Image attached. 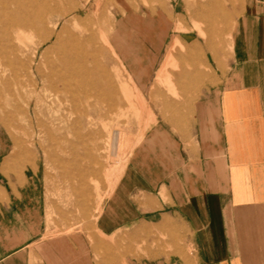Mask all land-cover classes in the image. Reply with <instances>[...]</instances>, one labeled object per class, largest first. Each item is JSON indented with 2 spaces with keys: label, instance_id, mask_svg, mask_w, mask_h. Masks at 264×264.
I'll list each match as a JSON object with an SVG mask.
<instances>
[{
  "label": "rangeland",
  "instance_id": "374dc122",
  "mask_svg": "<svg viewBox=\"0 0 264 264\" xmlns=\"http://www.w3.org/2000/svg\"><path fill=\"white\" fill-rule=\"evenodd\" d=\"M220 1L226 8L228 20L233 14L234 28L244 0ZM130 2L131 10L141 18L140 28L126 23L120 27L126 31L127 44H139L136 50L126 47L127 58L130 60L136 52L146 57L143 75L135 77L144 95L119 65L107 39L102 37V33L109 36L115 18L129 8ZM208 2L167 0L169 7H175V20L162 47L155 43L144 44L147 29L155 24L151 16L158 8L157 0H148V7L143 0H0V258L7 252L19 253L27 247L24 244L39 238L35 234H41L46 240L79 239L94 264H136V260L142 258H151L154 264H160L161 260L192 257V233L184 224L179 227L176 215L156 214L151 225L132 229L128 223L109 225L107 211L127 173L131 153L144 134L155 125L175 127L173 111H161V107L171 106L168 99L192 104L201 88L212 82L216 69L226 65L231 36L225 37L218 51L222 58V65L218 66L206 39L194 28L198 5ZM137 6L142 10L136 11ZM4 8L7 9L5 16L2 15ZM51 8L64 12L58 31L65 28L63 38L73 39L75 49L85 57L81 73L86 76V84L79 85L76 78L71 81L78 111L73 118L79 120L72 131H67L62 121L68 116L69 105L66 108L54 95L52 82L46 76L38 79L32 76L30 63L20 64L10 47L22 42L34 47L51 24L42 25L37 21V31L30 26L17 30L16 21L46 14ZM178 24L183 25V29L176 31ZM178 36L187 46L198 44L213 69L200 58L193 61L183 48L175 53L176 66L169 65L167 70L177 94L170 91L168 74L160 75L156 78L159 98L151 99L157 69L168 45ZM42 50H46L50 58L55 56L50 45ZM41 51L38 61L42 60ZM32 52L31 48L30 56ZM182 54L185 58L180 57ZM195 68L199 75L190 81L183 72H196ZM44 69L43 66L45 72L47 69ZM217 81L218 78L214 82ZM161 91L168 99L160 98ZM59 127L63 131L58 130ZM33 198L40 208L35 215L36 222L33 213H25Z\"/></svg>",
  "mask_w": 264,
  "mask_h": 264
},
{
  "label": "crops",
  "instance_id": "0c3cea01",
  "mask_svg": "<svg viewBox=\"0 0 264 264\" xmlns=\"http://www.w3.org/2000/svg\"><path fill=\"white\" fill-rule=\"evenodd\" d=\"M143 1L148 7V0ZM157 2L151 16L155 24L147 29L144 44L163 47L175 20V7H169L167 0ZM221 5L220 0L200 3L194 22L218 66L222 65L218 51L225 37L231 36L226 65L216 69L218 81L214 82V76L192 104L174 103L161 91L160 98L171 105L161 111H173L176 125H155L144 134L131 153L127 173L107 211L109 225L128 223L132 229L151 225L156 214L176 215L179 227L184 224L192 233L193 254L191 258L161 260L160 264H264V0H244L234 28L233 14L228 20ZM140 20L130 2L109 33L119 65L139 91L135 77L143 75L146 57L136 52L127 58L126 47L136 50L139 44H127L126 31L120 26L126 23L138 29ZM182 29L181 24L175 27L176 31ZM183 47L186 56L193 61L200 58L213 69L198 44L187 46L178 36L168 45L169 53L157 69L151 99L159 98L155 87L159 74H168L170 91L177 94L167 69L176 66L175 53ZM198 73L197 69L185 70L183 75L191 81ZM33 200L25 213L35 217L40 208L37 199ZM36 235L39 238L24 244L27 247L19 253L7 252L0 264H94L79 239L46 240ZM136 264H154V260L137 259Z\"/></svg>",
  "mask_w": 264,
  "mask_h": 264
},
{
  "label": "bare ground",
  "instance_id": "6f19581e",
  "mask_svg": "<svg viewBox=\"0 0 264 264\" xmlns=\"http://www.w3.org/2000/svg\"><path fill=\"white\" fill-rule=\"evenodd\" d=\"M4 9L5 10L2 12L3 16H5L7 14V9L6 8H4ZM63 16H64V12H62L61 10H59L57 8H55V9L51 8V9H49L46 12V14H40V15L36 14L34 16V18L33 17L32 18L31 17H26V18H22L20 20H17L16 21V26H15L16 27L15 29H17V30L22 28V27H24V26H30L31 28H33L34 30L37 31L38 30L37 29V24H36L37 21H39L40 24H42V25L43 24H51V27L48 29L47 34L45 36L41 37L35 43L34 47H29V45L27 43H24V42H22V44H20V45L12 44L10 47L14 51L15 57H16L17 61L20 62V64L25 66V65H29V63H30V68H31L30 74L32 76H34L36 79H38V77L46 76L52 82V92L54 93V95H56L59 98V100L62 101L63 104H65L66 108H67V105H69V107H68L69 111H66L68 116L65 119H63L62 121H64L63 123L66 124L67 131H72L75 128L76 123L79 122V120L77 118H73L74 115H77L78 111H76V105H77L76 104V100L72 97L71 81L76 78L79 85L83 86V85L86 84V76L81 73V69H82V67L84 65V62H85V57H84V53H82L80 51H77L75 49V47H74L75 43H74L73 39L63 38L62 31H64L65 28L62 31H60V32L58 31L59 21L61 20V18H63ZM53 18L56 19V22L53 21ZM114 35H112V36L114 37ZM102 37H103V39H107V42L110 44L109 36L106 33H102ZM46 45H50V48L54 49L55 56L53 58H50L47 55L46 50H42V49H44V47ZM208 45H210V44H208ZM110 46H111V44H110ZM31 48L33 49V52H32V55L30 56L29 52H30ZM172 50H174V49H172ZM40 51H41V54H42V60L38 61L37 58H38V55L40 54ZM167 53H169V52H167ZM163 63L166 65L165 62H163ZM164 64H162V65H164ZM43 66H44L45 69H47V70L44 69L46 74L43 71ZM158 76H160V74ZM138 93H139V91H138ZM135 97H137V96H135ZM136 99H138V98H136ZM139 100H140V98H139ZM140 104H141V102H140ZM141 107H142V105H141ZM140 109H142V108H140ZM59 120H61V119H59ZM146 120H147V118H146ZM62 121L60 123H62ZM147 125H148V123L146 124V126ZM63 126H65V125H63ZM57 129L63 131L61 127L57 128ZM145 129L146 128H144V131H145ZM140 137H141V135H140ZM114 139H116V137H114ZM113 143H115V141ZM118 143H120V142H118ZM124 168H125V166H124ZM114 170L116 171V169H114ZM110 189H111V187H110Z\"/></svg>",
  "mask_w": 264,
  "mask_h": 264
}]
</instances>
